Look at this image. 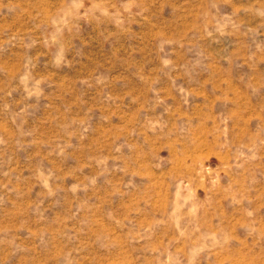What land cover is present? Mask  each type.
<instances>
[{"label": "rangeland", "instance_id": "rangeland-1", "mask_svg": "<svg viewBox=\"0 0 264 264\" xmlns=\"http://www.w3.org/2000/svg\"><path fill=\"white\" fill-rule=\"evenodd\" d=\"M0 264H264V0H0Z\"/></svg>", "mask_w": 264, "mask_h": 264}]
</instances>
